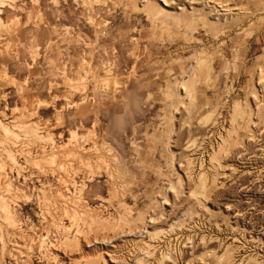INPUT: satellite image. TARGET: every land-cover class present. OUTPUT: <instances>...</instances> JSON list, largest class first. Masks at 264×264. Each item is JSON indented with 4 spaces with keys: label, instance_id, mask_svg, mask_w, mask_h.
Segmentation results:
<instances>
[{
    "label": "rangeland",
    "instance_id": "obj_1",
    "mask_svg": "<svg viewBox=\"0 0 264 264\" xmlns=\"http://www.w3.org/2000/svg\"><path fill=\"white\" fill-rule=\"evenodd\" d=\"M60 251L264 264V0H0V264Z\"/></svg>",
    "mask_w": 264,
    "mask_h": 264
},
{
    "label": "bare ground",
    "instance_id": "obj_2",
    "mask_svg": "<svg viewBox=\"0 0 264 264\" xmlns=\"http://www.w3.org/2000/svg\"><path fill=\"white\" fill-rule=\"evenodd\" d=\"M135 4H136V3H135ZM136 5H137L140 9H142V10L146 8V5H141L140 3H139V4H136ZM165 10H166V9H165ZM191 142H193V141H191ZM192 147H193V146H192ZM186 148H187V147H186ZM190 149H191V148H190ZM83 150H84V149H83ZM78 151H79V150H78ZM86 151H87V150H86ZM83 153H84V152H83ZM83 153H82V154H83ZM92 153H93V152H92ZM100 153H101V152H100ZM110 153H113L112 150H110ZM84 154H85V153H84ZM84 154H83V155H84ZM88 154H89V153H88ZM98 155H99V154H98ZM98 155H97V156H98ZM84 156H85V155H84ZM89 156H90L89 158L91 159V156H93V154H89ZM97 156H96V157H97ZM101 156H102V155H101ZM87 157H88V156H87ZM87 157H85V158H87ZM98 158H99V157H98ZM87 159H88V158H87ZM83 160H84V159H83ZM95 238H96V237H95ZM85 240H86V239H85ZM81 241H84V240H81ZM88 241H89V240H88ZM88 241H87V242H88ZM79 242H80V241H79ZM84 242H85V241H84ZM87 247H88V243H86V242L83 243V250H84L85 248H87ZM80 248H81V247H80ZM56 250H57V249H56ZM59 250H60V249H59ZM66 250H67V249H66ZM57 251H58V250H57ZM63 251H65V250H63ZM63 251H62V252L60 251V252L56 255V256L59 257V258H58V257H57V258L60 259L59 262H60V261H63L64 264H65V263H68L69 261H72V262H73V260H72L73 257H72V255H70V254H72V253L68 254V252H63ZM84 251H85V250H84ZM84 251H83V252H84ZM112 251H113V250H112ZM69 252H70V251H69ZM107 252H108V251H107ZM115 252H116V251H115ZM81 253H82V252H81ZM84 253H85V252H84ZM111 253H112V252H111ZM82 254H83V253H82ZM100 254H101V253H100ZM78 255H79V254H78ZM107 256L111 257L112 254H111V256H110V255H107ZM71 257H72V258H71ZM102 257H103V256H102ZM55 258H56V257H55ZM57 258H56V259H57ZM105 258H106V257H105ZM58 259H57L56 261H58ZM105 260H106V259H105ZM81 262H82V260H81Z\"/></svg>",
    "mask_w": 264,
    "mask_h": 264
}]
</instances>
